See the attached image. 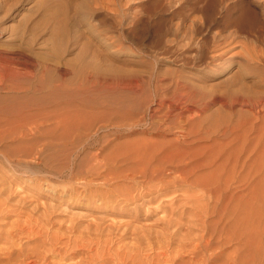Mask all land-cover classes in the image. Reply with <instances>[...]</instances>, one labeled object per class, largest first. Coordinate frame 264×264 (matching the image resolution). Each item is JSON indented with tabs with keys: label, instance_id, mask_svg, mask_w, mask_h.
Instances as JSON below:
<instances>
[{
	"label": "rangeland",
	"instance_id": "374dc122",
	"mask_svg": "<svg viewBox=\"0 0 264 264\" xmlns=\"http://www.w3.org/2000/svg\"><path fill=\"white\" fill-rule=\"evenodd\" d=\"M249 1L250 0H245V2H249ZM190 2L191 1H188V0H101V1L100 0H95V1L94 0H0V65L7 64L5 65L6 67L4 65H3V68L0 67L2 68L0 69V75L3 73L1 71L5 67V70H3L4 71L3 76L1 75L2 77H0V106H4V105L7 106L11 104L12 102L14 103V101L30 102L31 99L33 100V97L34 99H36L37 96L41 98L42 96L41 94H43L42 98L39 99V103L42 104L43 108L46 106L44 108L45 113H47V110L50 111L48 113H52V111L54 113L55 112L54 110H57L55 112L57 113V115L58 114L60 115V113L64 112L66 115H68L67 117L70 116L69 118L70 121L74 117L72 113H75L74 115H77L75 117L79 119L77 122L79 123L77 127L74 125L72 126V124L70 125V123H73V121H75L74 120L75 117L72 119L73 121L71 122L68 121V123L67 121L65 122L69 126H72L71 127L72 129L69 128V126L66 125L65 123H63L64 125L61 123L63 127L68 126L67 130H70L66 132V134L65 132L64 134L62 133L64 131V128H62L61 124H59L60 126L59 125H56V126H59V128L61 127V130L63 131L58 129L56 126L52 127L53 125L49 123L50 120H48L49 122L47 121L48 123L47 124L44 123L43 125H48V128H49V125H52V126H50V129H48L47 126L42 125L41 128H43L44 130V128L46 127V130H44V132L41 131L40 133H37L34 136V138H36V136L39 134L37 137H39L40 139L39 138L38 140L37 138L35 139V141L37 140V142L33 141L34 140L32 138L33 135H28L29 136L28 138L30 140L33 139L32 141L35 142L34 144H32L30 140L29 141L31 142V144L30 142L27 143V145L25 144L26 142L22 144L24 141L28 142L27 136L23 137L24 141L20 137L14 138L12 136H11L12 138L11 137L9 138L8 136L6 137L7 139L4 137H3L4 139L2 140L0 139V157H1L0 158V162H1L0 163L1 164L0 165V188H1L0 198L1 196L2 197L5 196V192H4V195H1L3 194L1 192L4 190H6L5 197L9 198V199L5 197L1 198L0 201L3 204L1 202L0 203L3 206H5L4 204L5 202L10 203L9 201H11L12 206H13L12 207L10 205L11 203L10 204L6 203V206L4 208H6L7 205H9L6 208L7 211H5V209L4 211H2L3 206L0 205L2 206L0 207V215H1L0 216V227L2 224L4 226V227L2 226V229H0V234H1L0 237L4 235L7 231L8 232L10 231L9 233L11 234V236L16 235V233L18 236L20 232L21 234L24 232L23 229L28 230V231L25 230L24 232L25 234L24 233L22 235L20 234L21 236L19 235L18 236L19 238H16L17 236L12 237V239H14L15 241L10 238L13 244H11L12 242L8 243L10 242V240L8 238H7L8 240H6V238H4L5 236L1 237L2 241L4 240L3 242L5 241H8V242L7 243L5 242L2 246L1 244L3 242L0 241L1 242L0 248L2 249L6 248L5 250H7V247L8 246L10 247V244L13 247V248L12 247L8 248L10 250L11 248L17 249V247H22L25 249L28 247L27 249L24 250V252H26L29 249L31 250L35 247L37 248V246L41 243L40 242L41 240L39 239L40 238L42 239L43 236L39 238L37 235L35 236L33 232L38 234L37 232L39 231L40 228L41 229L43 228L42 225L44 226V224H46L45 226L47 228L44 226L42 230H45V228L47 230L42 231V232L40 230L39 233L45 234L47 231H48L47 233H51L53 232V230L54 232L56 231L60 232V236L63 237L62 238L63 241L61 240L63 244L62 243L60 244L58 243V244L61 246V248L62 246H64V239H66L65 241H67L69 238L73 240L72 236L73 238H76L77 235H79L78 240L80 236H82L88 239V240L86 238L84 239L86 244L89 241H91L89 242L90 243L89 245L87 244V247L90 246L91 249L93 248L100 249V247H98L100 246V244H101V248L105 246L104 248L109 249V245L111 244L110 245V247L112 246L110 248L111 253L114 251H124V250L128 251V249L130 248L139 247L137 240H135L136 237H134V235L132 237V235L129 236V234H127L128 236L124 235L123 236L124 238L121 237L122 236L121 233L125 231V229H130L131 226L133 228L136 227L138 231L140 230L144 231L145 234L142 231H140L143 233V235L141 233L143 237L148 234V236L150 237L153 236L152 238L154 239L155 238L154 236L155 235L157 236L156 231L158 230L159 232L161 231L160 228L162 227V222L160 220L163 216L161 217L160 215L163 214L165 216L164 214L165 212H163L164 210L163 208H161L162 203L160 199H159L160 201H158V199H155L154 200L155 202L151 201L152 204L149 202L148 204L145 203L144 206L140 208V210H137L135 212L133 211V208H132L133 204L131 205L128 204L129 206H127L126 204L122 202L115 203L113 199L111 198H110L111 199L110 206L112 205V207L106 206V205H103L104 207L103 206L99 207L101 205L98 200L97 201L99 203L96 201L95 198H90L91 200L88 198L87 200V198L84 197V193L79 194L80 195V197L78 196L79 198L68 199V197H66L65 195L63 199H61V198H58L57 196H61L60 193L63 194L64 192L60 191L62 190V188L59 189L60 188L59 184L60 182L62 184L63 182L65 184L68 183L69 181L68 177L67 176L59 177L60 180L56 178H52V180H54L53 181L54 183H55V180L58 181L57 182L58 186L56 185L57 188L52 186V188H54V191L59 189V191L57 190L58 195L57 194L55 195L51 193L48 189H46V185L43 181L39 180V177H40L39 172H40V169L45 166L48 167L49 165H52L51 167H55V166L60 165L61 154H63L64 151L69 149L68 147H70L71 145L74 151H71L72 147H70L69 151L74 154L75 159L77 158L79 159L81 158V156L82 158L84 157L86 159L89 156L94 155L96 151L97 152L95 154L99 155L103 159H106V156L108 155V153L113 152L115 154L110 153L111 156L113 155V157L111 158L115 157V159H117L119 157V159L115 160V162L113 163L111 162L110 168L113 169L115 167L114 169H116L118 167L120 168L121 166V169H124L126 165L127 167L132 165V164L129 165L130 163H132L130 159L131 155L136 153V151L140 152L141 151L140 149L142 147L145 148V152L149 150L148 148H151V149L155 148L153 147V145L151 146V144H153L152 142H155V141L156 142L154 143V146L156 145L160 146L161 144L168 145V142L169 144L172 145L173 148L170 147L171 145L167 146L169 147L168 149L170 150L166 148L163 149L162 147L163 149L162 155H170L172 158L174 155V159L175 157L177 158L181 154L187 155V157L189 158L192 155V157L195 158V160H198L200 164L204 162V164L202 165V168H198L197 170L198 172L196 174L199 175L200 173L202 174V172L204 173L206 172L207 181L205 178V174H202V176L201 174L199 175L203 179V180L201 179V183H203L204 186L206 182V186H205L206 189L217 188L218 183L216 179L218 178V176L216 178V176L209 174V172H211V169L215 167L214 165L212 166V168H210L209 165H205V164L210 159H212L214 160L213 163H215V165H218V168H219V164L221 162V159L224 158V155L227 156L228 153H232L231 156L233 157L230 158V161L232 162L235 159V155L237 156L238 165L237 164L235 165L236 168L233 172L230 173V170H229L230 175L231 174L233 175L234 173L233 176L232 175L230 176L231 178H229V180L231 179L232 181L234 180L235 181L232 182L231 180L230 181L228 180L231 183L230 184L229 182H227L226 184L227 186L228 184H230L228 188L226 187L228 190L225 188V185L221 186L224 189L222 190V193L220 194V196L221 195L222 196L221 197L219 196V197L220 198L224 197L223 195L224 193L225 194L224 202L227 203V205L223 202L222 200L223 198L220 199L222 200L221 202L218 197V200H219L218 201L219 208L217 207L218 214L215 212L213 214L215 217L212 215V217L210 218L211 220L213 218L212 220L213 222L215 221V223H213L215 230H213L214 227L211 225L209 226L211 231L210 229L207 230V232H210L209 233L210 239H213L216 234H217L216 239L218 240H220V238L223 239L222 237L217 238L218 233L220 235L222 232L224 233V234L222 233L223 237L225 236V234L226 235L228 234L229 236H231L230 239L233 238L230 240L228 237L227 239L223 240L224 242L222 243H225L224 245L221 244V242L218 245L220 246V250L226 254H222L221 252L219 257L221 256L222 257L217 259V263L218 261H221V262L224 261V259L226 258L225 256L228 253H230L235 246L239 245L240 240H237L238 238L241 239L242 237L245 238L246 236V239H247L248 237V239L250 240L249 242L251 243V245L249 243V245L251 246L250 247L251 249H253L252 248V245L254 244L253 241L257 237L258 239L255 240L256 242H258L259 240L264 241V232H262L264 230L261 231V228L264 229V226H261V225H264V200H262L264 198H261V197H264V179H262L264 178L262 177L264 176V172H261V171H264V151H262L261 150L262 148H260V147H264V137H262L264 136V134L253 135L254 133H257L255 131L256 127L257 129L258 128L260 129L258 130V133L262 131L261 130L262 128H264V125H262L264 124V122H262L264 121L262 120L264 119V116L256 120V118L254 117V112H253L254 109L252 110L249 106L238 101L242 99V95H243L242 93H247V94L249 93L248 95L245 94V96H257L259 95V93L260 95L264 94V66L257 65L255 63L247 64L245 61H242V63L238 62V59L233 57L234 53L236 51H239L240 49L236 39L234 40L230 39L228 40V42L221 43L218 45V42L217 43L214 42L215 43L214 44L211 41L207 40V39H210V37H206V40L209 41L207 43L209 46L208 47L209 50L208 48L205 49L203 52L204 54H201L199 59L194 60L193 62L191 59H188L191 61L190 62L187 60L188 63L187 61L185 63L182 61H179L178 58L176 57L177 52L180 51L178 49L179 39L177 40L178 35H176L174 28L176 27V24H181V23L190 24L193 16L194 17L199 16V12L191 8L192 6ZM216 7L218 8H214L215 10H213L214 12H212V14L213 15L215 14V16L211 15L212 20H210V22H208L207 24H214V23L218 24L217 18L219 15L218 14L219 6H216ZM249 7H252L253 9L259 12L260 8L254 7L253 5H249ZM53 12H56V13L52 15ZM49 15H52V16H49ZM54 15H57V16H54ZM213 21L215 22L213 23ZM173 39L174 41L176 40L177 43L176 41L174 42ZM13 50H15L14 52L18 51V52L25 54L24 58L26 61H28L27 62L28 65L23 70H21L22 72L19 71L20 73L19 72L15 73L17 76L14 74L15 76L12 75L13 76L12 77L10 75L11 78H7L8 73L6 75L5 71L9 68V66L7 62L4 63L6 60H3V58H4V55H6L8 52H13ZM219 52H223V57L225 59L224 58L221 59L222 61L220 59H217L215 62H219V63H217L216 65H212L211 63H209L210 56L216 55ZM18 73L20 75H18ZM105 79L109 82V84L108 82H105L106 81ZM182 80L183 82H185V83L182 82L185 88H183V86L177 85V82L182 81ZM133 81L136 83H134ZM116 82L118 84L120 82L121 85L120 84L118 85ZM126 82H129L131 84L134 83V84L130 86V84L127 83L128 84L127 86ZM137 82L139 83L138 85H137ZM172 82L174 83V85ZM135 84L139 86V88L138 87L136 88ZM133 86L135 87V89L132 88ZM181 87L182 89H180ZM236 93H238V95ZM235 98L236 99L240 98V99L236 100ZM232 99L233 100L235 99V101H233ZM35 106L36 105L33 104L32 108H35ZM32 108H31V112H34ZM53 108L54 110H51ZM58 111H62V112L58 113ZM67 111L69 113H67ZM64 113L62 115H64ZM179 113L180 115H178ZM38 115L40 116V119H41L43 118L45 114L43 115L41 113H38ZM57 115L55 114L54 116H57ZM152 115L153 117L150 118ZM177 118L178 119L180 118V119L178 120ZM175 119L177 120L175 121ZM54 121L52 120L54 124L57 123ZM153 122L154 124H152ZM167 122L171 124H167ZM73 124L76 125L75 122ZM177 124L179 126L181 125L180 130L177 128L178 127ZM174 125L175 126L177 125V126L175 127ZM172 126H174L175 128ZM251 127L255 128L254 129L255 132L251 130ZM73 128L75 130L78 129L82 134H80L79 136L78 133L80 132L78 131L75 132ZM56 129H58L57 132L55 131ZM186 129L189 134L186 133L187 132ZM248 129H250L251 131ZM65 130H66V127H65ZM71 130L74 132V134L76 133V136L78 139L80 137L79 139V142H81L80 144L79 142H77L74 145L72 144V142H70L73 139L75 140L73 142H76V139H77L75 135L73 134V132H71ZM70 132L71 134H73L72 136L74 138L72 136L70 137L69 135ZM41 133L43 134L40 135ZM183 135L185 136L183 137ZM258 135L260 138L258 137ZM192 137H194L193 140H192ZM148 138H151V139H148ZM176 138H179L178 143H176L177 141ZM18 139H20L23 142L19 141ZM81 140H83L84 142H82ZM157 141L158 142L160 141L161 143L159 142L160 143L159 144ZM186 141H187V144H186ZM256 141H258L257 144H255ZM8 143L10 146L8 145ZM17 143L18 144L20 143L21 145H24V146H20L19 144L20 147H18ZM41 143L42 145H40ZM91 143H92V146H91ZM144 143H146L145 145L146 147L143 146ZM28 144L31 147L33 145L34 146L32 148L29 146L30 148L29 149ZM137 144H138L139 150H138ZM148 145H150V147ZM184 145L188 149H186ZM252 145H254L255 147ZM63 146L65 147L68 146V147L63 150L62 149L64 148ZM74 146L80 147V148H76ZM175 147H176V150H175ZM40 148H42L44 151H42V149L40 150ZM146 148H147V151H146ZM246 148L247 150L245 151ZM27 149L30 150L29 152H31L29 153V155H28ZM61 149L63 151H61ZM75 149L77 150V152L75 151ZM5 150L7 152H4ZM59 150L61 152H59ZM100 150L101 151L103 150L104 153H107V155L104 156L103 151L101 152ZM233 150L235 151V153L237 152L238 153L234 154ZM35 151H36V154H35ZM54 151H56V154ZM162 151H159V152H162ZM169 151L170 153L172 154L174 153V154L172 155L168 153ZM185 151L187 154L184 153ZM1 152L5 153L7 157L2 156ZM37 152L39 153L37 154ZM41 152L43 153L40 154ZM48 153L49 154L52 153L51 155H53L54 157L51 156L52 158L51 159L50 155L48 156ZM86 153L87 154L90 153V155H87ZM33 154L37 155V157ZM57 154L60 156H58ZM44 155H47L50 159ZM119 155H121V157ZM55 156L59 158L55 159L56 158ZM246 156L250 157L251 161L248 160L247 161L249 162L247 163L248 165L245 164V167H242L244 165V163L242 165V161L244 162L246 160ZM91 157H89L88 160H90V158L93 159V156ZM240 157L244 159L242 160ZM6 158H7L8 163L6 161ZM18 159H20V161ZM53 159H55L56 162H54ZM78 159H77V163L80 161L78 163L80 165L81 164L83 165L86 162L91 163V160L89 162L87 161V159L86 160L84 159L85 163L84 162L82 163L83 159H79V160ZM121 159H124V160H121ZM118 160L120 161L116 162ZM48 161L50 162L48 163ZM52 161L54 163H52ZM37 162H39V164H37ZM56 163H59V164H56ZM53 164H56V165H53ZM240 164L242 168L240 167ZM113 165H117V166L111 167ZM21 167H22V171H21ZM49 167L48 169H52L51 167L50 168ZM119 168L117 170L118 172H120L121 170ZM243 168H245V170H247L251 174V175L249 174L250 175L249 182H251L249 185H248L249 182L247 183L245 181L243 182V180L246 179L245 177L246 171L243 172L244 174L240 173L242 172L241 170ZM77 170H78V166H77ZM259 172H261L262 175ZM253 173H254V176H253ZM258 174H260L261 176ZM89 176L90 175H88L87 178L88 179L90 178L92 180L90 181V184L99 186L98 183L100 181H97L92 176L91 177ZM212 176L213 178H215L216 182H214V179L211 178ZM241 177H244L245 179ZM94 180L96 182H93ZM210 180L213 182L212 184H210L211 183ZM120 183H124V182L120 181ZM207 183H209L210 185ZM214 183H216L217 185H214ZM7 185L9 188L7 187L4 189L3 187ZM35 185L37 189L35 188ZM100 185H101V182H100ZM207 185H209V187ZM62 186L63 185H61V187ZM245 187H246L245 190H247V187H249L248 193L250 194V191H251L250 195L248 193L247 194L245 193L246 192L244 190ZM102 188L104 189L105 187H102ZM185 191L187 193L189 192V190H185ZM185 191H178V193L180 192L183 194V192L186 193ZM102 193H105V190ZM168 196L170 197V195ZM246 196H248V198ZM20 198H22V200ZM245 198H247L249 201L251 198L252 201L250 202L252 203L251 204L250 202L247 203L246 201L248 200ZM3 199L5 201H3ZM16 199L18 200V202ZM165 199H168L167 196L164 199L162 198V200H165ZM242 199L244 200L243 201L244 203L242 202ZM13 201H16V202H13ZM22 201L24 202L22 203ZM239 202L241 205L239 204ZM13 203L16 205L17 204L19 205L14 206ZM96 204H98L99 206H97ZM186 205L190 206L189 203ZM234 205L235 207H233ZM237 205H238L237 207L238 211L235 213L234 210ZM247 205L248 206L250 205L251 210L249 209ZM227 206H228V209H227ZM245 207L247 208L248 211H250L249 212L250 214L251 212L253 214L249 216V213H246L247 211L243 210V208ZM10 208L11 210L14 209V211L10 210L11 212H9L8 209ZM128 209H131V211H128ZM25 210L27 211L26 212L27 216H24L25 217L24 218L22 215L25 213ZM28 210L31 211V212L29 211L30 214L32 212H35V213H33V215H30L28 214L29 213ZM257 210L259 213H257ZM261 211H262V214H261ZM42 212L43 214L44 212H46L45 214H48L50 216L49 217L47 215L46 218L44 217L49 222L46 223L45 219H43L45 223L42 221L41 219V217H43ZM26 213L24 215H26ZM187 213L190 215L192 213L194 214L195 209H191ZM134 214L135 216H132ZM245 214H247V217ZM35 215H37L38 218ZM219 215L221 216L220 219H219ZM241 215L246 217V221L248 220V223L245 221L244 224L245 225L249 224L248 225L249 228L246 226L247 228L246 229L244 224H243L244 228L242 227V224L241 226L240 225L238 226L236 224L235 220H237L238 217H240ZM159 216L161 218H159ZM19 217L21 218V220H19ZM27 217H29L30 220ZM34 217H36L37 219ZM48 217L50 220H48ZM249 217L252 219V221L251 219H249ZM33 218L35 220H33ZM214 218L216 219L218 218L219 220L218 219L214 220ZM14 219L17 222L13 221ZM22 219L24 220L28 219L29 221H27L26 223V221H23ZM69 219L75 228L71 233L69 231H66L68 230L67 229V227L69 226L68 224L71 225ZM158 219L159 221H157ZM20 221L22 223L24 222L27 227L25 226L24 223L21 226ZM33 221L34 222L36 221L35 223L39 222L41 227L38 225L39 223L37 224L38 225L37 226L36 224L33 223ZM64 221L66 222V224ZM253 221L255 223L254 225H253ZM29 222L31 223V225L33 223L34 226L38 227V231L37 229L35 230L34 226L32 225L33 226L32 227ZM127 222H129L130 224ZM156 222L158 224H156ZM6 223H9V224L6 226ZM13 223L14 225L15 223L17 225L14 226L12 225ZM216 225L218 226L216 227ZM257 225L260 227L259 231H258L259 227H256ZM12 226H14V228ZM29 226H30L31 232L33 231L32 234L35 236V240L32 239L34 238L32 235H31L32 238L30 236H27V235H30L29 229H28ZM49 226L51 227L48 228ZM140 226H142V228H140ZM6 227H7V230H5ZM8 227H10V229ZM65 227H66V230H65ZM96 227L101 228L100 234L94 231ZM146 227H149L150 229L149 228L146 229ZM251 227L252 229L257 231V232L254 231L256 234L258 232L259 233L257 235L254 234V232L251 230ZM17 228H19L18 230H20L21 228L23 231L22 230L18 231ZM242 228L246 231H244ZM102 230H104V232H107V234L109 232L111 235L110 234L107 235L102 232L104 234V237H103V234L101 233ZM248 230H249V234L250 232H252L251 234L253 236L251 234L250 235L247 234ZM147 231H149V233ZM184 231L185 230L183 231L181 230V232H184ZM66 232L67 234H65ZM93 232H95L96 234H93ZM196 232L200 233L199 230H194L192 231V234L193 235L197 234ZM240 233H243V234H240ZM141 235L139 234L138 236H141ZM259 235H261V238ZM91 236L92 238L96 237L97 239L94 238L96 239L95 241H93L94 239L89 240ZM97 236L98 237L101 236V238L99 237L100 238L99 239ZM66 237H69V238H66ZM105 237L106 238L109 237L108 238L109 241H106L107 239H103ZM253 237L254 238L256 237V238L253 239ZM37 238L38 240L36 241ZM214 239L212 240V242L214 243V246H217L215 245L217 244L215 243L217 240H214ZM104 240L106 243L104 242ZM113 240L114 242H112ZM251 240L253 241L251 242ZM101 242H103V246ZM19 243L21 245L17 246V244ZM37 243L38 245H36ZM78 243H80V241ZM94 243L96 247L94 246ZM4 245L6 246L5 248H3ZM31 245L33 248L30 247ZM59 245L58 247H60ZM175 245L174 243L172 244V246H175ZM142 246H143L144 251L140 252L139 259L140 261L142 260L141 262H144L145 256L146 257L147 255L152 256L154 254L153 253L154 251L151 249L149 250V247H146V245L144 244ZM87 247L85 246L84 248H80L79 250L81 253H79V250H78L76 251V254L74 256L78 255V257L80 258L81 256H83L82 255L83 253L86 255ZM188 247H189V250L183 253L185 257V261L186 259H188V257L189 259L191 257L188 254L192 255L191 253L192 246L190 245ZM94 249L92 251H94ZM112 249L114 250L111 251ZM140 249L142 251V248ZM145 249L149 251L147 252ZM251 249L249 250L246 249L247 253L248 252L252 253ZM3 256H4L3 254H0L1 259L3 258ZM252 256L254 255L252 254ZM50 257L52 260L50 259ZM59 258H60L59 256H49L50 261H53V263L54 262L56 263L57 261L61 264H66V262L67 264L73 263L74 261L76 262V260L79 259L77 257L69 258L70 260L69 259L63 260ZM110 258L112 259L113 257H110ZM243 258L247 260V261L243 260L247 262L246 264H249V263L251 264L250 260L246 259V257H242V259ZM113 260L114 259L109 260L107 264L114 263L115 261ZM1 261L3 262L4 259H2ZM110 261L112 262L110 263ZM258 262H259V258H258L257 263Z\"/></svg>",
	"mask_w": 264,
	"mask_h": 264
},
{
	"label": "bare ground",
	"instance_id": "6f19581e",
	"mask_svg": "<svg viewBox=\"0 0 264 264\" xmlns=\"http://www.w3.org/2000/svg\"><path fill=\"white\" fill-rule=\"evenodd\" d=\"M95 1V0H94ZM101 1V0H100ZM188 1H191L190 3H191V8H193V9H195L196 11H198L199 12V16H196V17H192V19H191V23L190 24H176V27L174 28L175 30V33H176V35H178V38H177V40H178V44H179V52H177V58H178V60L179 61H182V62H186L188 59H191L192 60V62L194 61V60H197V59H199V57L201 56V54H204L203 52H204V50L205 49H207L209 46H208V42L209 41H211L212 43H214V42H218V45L219 44H221V43H226V42H228V40H230V39H236V41H237V43H238V45H239V47H240V49H239V51H236L235 53H234V55H233V57H235V58H237L238 59V62H240V63H242V61H245L247 64H250V63H255V64H257V65H262V66H264V25H262V24H264V0H250L249 2H245V0H188ZM170 2V1H169ZM50 4V3H49ZM249 5H253L254 7H257V8H260L259 9V12L258 11H256L255 9H253L252 7H249ZM216 6H219V9H218V24H215L214 22L215 21H213V23L214 24H207L208 22H210V20H212L211 19V15L212 16H215V14L213 15L212 14V12H214L213 10H215L214 8H218V7H216ZM184 8V7H183ZM77 9V8H76ZM74 10V9H73ZM211 11V12H210ZM76 12V11H75ZM197 12V13H198ZM258 12V13H257ZM54 13H56V12H53L52 13V15L54 14ZM52 15H49V16H52ZM54 16H57V15H54ZM60 17V16H59ZM74 17V16H73ZM190 17V16H189ZM51 19H53V18H51ZM190 19V18H189ZM182 20V19H181ZM180 21V20H179ZM190 21V20H189ZM217 21V20H216ZM212 22V21H211ZM180 23V22H179ZM206 37H210V39H207V40H209V41H207L206 40ZM175 38V37H174ZM176 39V38H175ZM165 40V39H164ZM159 41V40H158ZM173 41H174V39H173ZM176 41V40H175ZM174 41V42H175ZM160 42V41H159ZM172 42V41H171ZM176 43H177V41H176ZM215 44V43H214ZM217 45V44H216ZM215 46V45H214ZM166 47V46H165ZM216 47V46H215ZM214 47V48H215ZM169 48V47H168ZM167 48V49H168ZM176 48V49H177ZM177 49V50H178ZM208 50H209V48H208ZM214 50V49H213ZM15 50H13V52H8L6 55H4V58L3 57H1V58H3V60H6L4 63H8V66H9V68L5 71V73H6V75H7V73H8V76H7V78H11V76L13 75V76H15L16 74L15 73H17V72H19V71H21V70H23L27 65H28V61H26L25 60V58H24V55L25 54H23V53H21V52H18V51H16V52H14ZM105 53V52H104ZM168 53V52H167ZM204 56V55H203ZM224 57H223V52H219L218 54H216V55H211L210 56V58H209V63H211L212 65H216L217 63H219V62H215L217 59H223ZM225 59V58H224ZM188 61H190V60H188ZM188 61H187V63H188ZM222 61V60H221ZM191 62V61H190ZM224 63V62H223ZM239 63V64H240ZM238 64V65H239ZM3 65L4 64H1L0 65V67H2L3 68ZM5 65H7V64H5ZM4 65V66H5ZM6 67V66H5ZM5 67H4V69L3 70H5ZM2 68H0V69H2ZM1 71V72H3L4 73V71ZM22 72V71H21ZM24 72V71H23ZM3 73L1 74L2 76H3ZM20 73V72H19ZM18 73V75H20ZM15 74V75H14ZM0 75V77H2ZM11 75V76H10ZM5 76V75H4ZM10 76V77H9ZM12 76V77H13ZM17 76V75H16ZM3 78H5V77H3ZM6 78V79H7ZM5 79V80H6ZM122 79V78H121ZM3 80V79H2ZM106 80V79H105ZM136 80V79H135ZM134 80V81H135ZM160 80V79H159ZM178 80V79H177ZM176 80V81H177ZM181 80V79H180ZM4 81V80H3ZM124 81V80H123ZM129 81H130V79H129ZM133 81V82H134ZM157 81H158V79H157ZM161 81V80H160ZM159 81V82H160ZM93 82H94V80H93ZM92 82V83H93ZM104 82V81H103ZM105 82H108L107 80L105 81ZM121 82V81H120ZM120 82H119V84H120ZM169 82V81H168ZM183 80L182 81H178L177 82V85H180V86H183V88H185V86H184V84L183 83H185V82H183ZM91 83V84H92ZM117 83V82H116ZM127 83H129V82H126V84ZM134 83H136V82H134ZM134 83H129L130 84V86L131 85H133ZM173 83V82H172ZM83 84V83H82ZM103 84V83H102ZM106 84V83H105ZM104 84V85H105ZM108 84H109V82H108ZM111 84V83H110ZM114 84V83H113ZM118 84V83H117ZM118 84V85H119ZM139 83L137 82V85H138ZM160 84V83H159ZM188 84V83H187ZM186 84V85H187ZM12 85V84H11ZM112 85V84H111ZM110 85V86H111ZM121 85V84H120ZM136 85V84H135ZM136 85V88L138 87L139 88V86H137ZM173 85H174V83H173ZM13 86V85H12ZM127 86H128V84H127ZM160 86V85H159ZM175 86H176V84H175ZM236 86V85H235ZM16 87V86H15ZM186 87H188V86H186ZM8 88H9V86H8ZM18 88V87H17ZM132 88H134L135 89V87L133 86ZM175 88V87H174ZM179 88V87H178ZM177 88V89H178ZM180 89H182V87L180 88ZM176 90V89H175ZM53 91V90H52ZM180 91V90H179ZM45 92V91H44ZM38 93V92H37ZM22 94V93H21ZM56 94V93H55ZM237 95H238V93H236ZM244 96H243V95ZM241 95H242V99H240V98H238V99H240V100H238V99H236V100H238V101H240L241 103H243V104H245V105H247V106H249L252 110H253V112H254V117L256 118V120H258V119H260V118H262V116H264V94H261L260 95V93H259V95H257V96H245V94L246 95H248L247 93H242ZM251 94V93H250ZM254 94V93H253ZM4 95V94H3ZM13 95H15V94H13ZM42 96H43V94H41ZM42 96H41V98H42ZM39 96H37L36 97V99H34V97H33V100L31 99L30 100V102H23V101H14V103L12 102L11 104H9V105H7V106H0V136L1 135H3V136H1V140L2 139H4V138H6V137H8L9 136V138L12 136V137H14V138H21L23 141H24V139H23V137H25V136H27V138L29 137L28 135H33V139H29L28 138V142L27 141H21L20 139H18L19 141H21V142H23L22 144H24L25 142V144L27 145V143H29L30 141L32 142V144H34L35 142H37V140H38V138L39 137H37L36 136V138H37V140L35 141V139L36 138H34V136L37 134V133H40L41 131L42 132H44V130H46V127L44 128V130H43V128H41L42 127V125L44 124V123H48L49 121L48 120H50V122L49 123H51L52 125H49V128H48V125H43V126H47V128L48 129H50V126H52V127H55L56 125H59V124H63V123H65L66 121H67V123H68V121H70V116L69 117H67L68 115H66L64 112V115H62L63 113H60V115L58 114L57 115V113H55L57 110H54V108L53 109H51V110H54L55 112L53 113V111H52V113H48V112H50L49 110H47V113H45L44 111H45V107L43 108L42 107V104H40L39 103V99H41L40 97L38 98ZM38 98V99H37ZM45 98V97H44ZM235 99L233 100V101H235ZM3 101V100H2ZM47 102V101H46ZM224 103V102H223ZM33 104H35L36 106H35V108H32V106H33ZM75 104V103H74ZM30 105H32V106H30ZM44 106V105H43ZM58 107V106H57ZM61 107V106H60ZM31 108H32V110H34V112H31ZM56 109V108H55ZM73 111V110H72ZM43 112V113H42ZM59 112H62V111H58V113ZM71 112V111H70ZM33 113V114H32ZM38 113H41V114H45L44 116H43V118H41L40 119V116L38 115ZM67 113H69L68 111H67ZM72 113V112H71ZM35 114H36V116H35ZM57 115V116H54V115ZM75 113H72V115L75 117V116H77V115H74ZM71 115V114H70ZM178 115H180V113L178 114ZM252 115V114H251ZM41 116V117H42ZM72 117V116H71ZM73 117V118H74ZM79 117V116H78ZM153 117V115L150 117V118H152ZM181 117V116H180ZM49 118H51V119H49ZM72 118V119H73ZM77 119V121H76V119ZM74 118V120L75 121H73L72 119H71V121H73V123L75 122L76 123V125L75 124H73V123H70V125L72 124V126L74 125V126H76L77 127V125L79 124V123H77L78 122V118L77 117H75ZM56 119V120H55ZM178 119V118H177ZM177 119H175V121L177 120ZM180 119V118H179ZM178 119V120H179ZM52 120L54 121V122H57V123H53L52 122ZM174 120V119H173ZM262 120H264V119H262ZM48 121V122H47ZM191 121V120H190ZM82 122V121H81ZM171 122V121H170ZM173 122V121H172ZM184 122V121H183ZM252 122V121H251ZM261 122V121H260ZM262 122H264V121H262ZM67 123H65L66 125H68ZM174 123V122H173ZM177 123H178V121H177ZM61 124V126H62V128H64V131L63 130H61V127L59 128V126H56L58 129H60L61 131H63L62 133L64 134V132H65V134H66V132H68V131H70V130H67V127L69 126H65L66 127V130H65V127H63V125ZM85 124V123H84ZM152 124H154V122L152 123ZM167 124H171V123H169V122H167ZM180 124V123H179ZM241 124V123H240ZM258 124V123H257ZM178 125V124H177ZM176 125V126H177ZM188 125H189V123H188ZM249 125V124H248ZM259 125V124H258ZM262 125H264V124H262ZM72 126H69V128H71ZM87 126V125H86ZM155 126V125H154ZM166 126V125H165ZM169 126V125H168ZM171 126V125H170ZM175 126V125H174ZM174 126H172V127H174ZM175 126V127H176ZM239 126V125H238ZM152 127H153V125H152ZM157 127V126H156ZM174 127V128H175ZM180 127V128H179ZM191 127V126H190ZM241 127V126H240ZM259 127V126H258ZM262 127V126H261ZM155 128V127H154ZM167 128V127H166ZM179 130L181 129V125L179 126L178 125V127H177ZM53 129V128H52ZM55 129V128H54ZM58 129H56L55 131L57 132L58 131ZM72 129V128H71ZM77 129V128H76ZM184 129V128H183ZM182 129V130H183ZM194 129V128H193ZM192 129V130H193ZM197 129V128H196ZM254 129L255 128H252L251 127V130H253L254 131ZM256 129H257V127H256ZM255 129V131L257 132V133H254L253 131V135H256V134H259V135H261V134H264V128H262L261 130V132H259L258 133V130H260L259 128L256 130ZM73 130L76 132V131H78V132H80L78 129L77 130H75L74 128H73ZM83 130H85V129H83ZM190 130V129H189ZM192 130H191V132H192ZM248 130H250V129H248ZM250 130V131H251ZM48 131V130H47ZM55 131H53V132H55ZM61 131H60V133H61ZM186 131H187V129H186ZM202 131V130H201ZM241 131H242V129H241ZM71 132H73L72 130H71ZM71 132L69 133V135H70V137L74 134V132H73V134H71ZM77 132V133H78ZM155 132V131H154ZM204 132V131H203ZM206 132V131H205ZM244 132V131H243ZM48 133V132H47ZM51 133V132H50ZM181 133V132H180ZM187 134H189L188 133V131L186 132ZM251 133V132H250ZM43 133H41L40 135H42ZM80 134H82L81 132L80 133H78V135L80 136ZM185 134V133H184ZM186 134V135H187ZM244 134V133H243ZM46 135V134H45ZM61 135V134H60ZM68 135V134H67ZM75 135V137L77 138V136H76V133L74 134ZM181 135V134H180ZM240 135V134H239ZM252 135V134H251ZM259 135H258V137H259ZM44 136V135H43ZM182 136V135H181ZM185 135H183V137H184ZM197 136V135H196ZM242 136H244V135H242ZM4 137V138H3ZM11 137V138H12ZM31 137V136H30ZM69 137V138H70ZM73 137V136H72ZM87 137V136H86ZM182 137V138H183ZM190 137V136H189ZM262 137H264V136H262ZM74 138V137H73ZM88 138V137H87ZM180 138V137H179ZM179 138H176L177 139V141H176V143H178L179 142ZM193 138L194 137H192V140H193ZM237 138V137H236ZM242 138V137H241ZM260 138V137H259ZM7 139V138H6ZM40 139V138H39ZM53 139V138H52ZM59 139V138H58ZM78 139V138H77ZM77 139H76V142H73V141H75L74 139L72 140V141H70V142H72V144H74L75 145V143H77V142H79V139H80V137H79V139H78V141H77ZM148 139H151V138H148ZM184 139V138H183ZM186 139V138H185ZM229 139V138H228ZM234 139H235V137H234ZM17 140V141H18ZM27 140V139H26ZM30 140V141H29ZM35 141V142H33V141ZM87 140V139H86ZM187 140V139H186ZM11 141V140H10ZM16 141V142H17ZM39 141H41V140H39ZM82 142H84L83 140H81ZM146 141V140H145ZM149 141V140H148ZM172 141V140H171ZM189 141H190V139H189ZM233 141V140H232ZM260 141H262V140H260ZM20 142V143H21ZM31 142H30V144H31ZM156 142V141H155ZM155 142H152L153 144H151V146L153 145V147H155V148H148L149 150L147 151V148H146V151L147 152H145V148L144 147H142L140 150V152L138 151H136V153H134L133 155H131V157H130V159H131V162L132 163H130L129 165H131V166H128L127 167V165L125 166V168L124 169H121V166H120V168L119 169H121L120 170V172H118L117 170H118V168H116V169H114L115 167L114 166H117V165H119V164H117V165H113V166H111V167H114L113 169L112 168H110V163L112 162H115V160H117V159H119V157L117 158V159H115V157L114 158H111V157H113V155L111 156L110 155V153H113V152H110V153H108V155H107V153H104V151H103V154H104V156H106V159H103L102 157H100L99 155H97V154H95L94 153V155H91V156H93V159H91L92 157L91 156H89V157H91L90 158V160H91V163H85L84 161L87 159V161H89L90 162V160H88L89 159V157L88 158H82V156H81V158H79V159H83V161H82V163L84 162L85 164H78L77 163V159H75V157H74V154L72 153V152H70L69 151V149H70V147H72V145L70 146V147H68L69 149H67L66 151H64V153L63 154H61V153H59V154H61V156L60 155H58V156H60V158H61V162H60V165H58V166H55V167H51L52 165H49L48 163L51 161H48V165L52 168V169H48V167H43V168H41L40 169V172H39V180H41V181H43L44 183H45V185H46V189H48L51 193H53V194H57V190L59 191V189H61L62 188V190H60L61 192H64L63 194H61L60 193V195L61 196H57L58 198H61V199H63V197L66 195V197H68V199H74V198H79L80 197V195L79 194H83L84 193V197H86L87 198V200H88V198L90 199V198H95L96 199V201L98 200L99 202H100V205L101 206H99L98 204H96L97 206H99V207H102L103 205H106V206H110V200L111 199H113V201L115 202V203H124V204H126L127 206H129V205H131V204H133V206H132V208H133V211L135 212V211H137V210H140V208L142 207V206H144V204L145 203H147L148 204V202L149 203H151L152 204V202L151 201H154L155 199H158V201H160L161 200V208H163V212H165L164 214H165V216L162 214V215H160L159 216V218H161V222H162V227L160 228V232H159V230L158 231H156L155 233L157 234V236L155 235L154 237V239L152 238V237H150V236H148V234L146 235V236H142L143 235V233H144V231H142V230H140V231H142V232H140V231H138V229H136V227H132L131 226V228H130V226H129V228L130 229H125V231H123L121 234H122V236L121 237H123L124 235H127V234H129V236L130 235H132V237H133V235H134V237H136V239L135 240H137V243H138V246L139 247H137V248H130V249H128V251L126 250H124V251H114V252H110V248L112 247H110V245H109V249H106V248H101V244H100V246H98V247H100V249H94V251H92L93 249H91L90 248V246L89 247H87V244L89 245L90 243L89 242H91V241H89L87 244H86V242H85V238L84 237H82V236H80V238H79V240H78V236L79 235H77V237L76 238H73V236H72V239L73 240H71L69 237H66V238H69L67 241H65L66 239H64V246H62V248H61V246L59 245L60 243H62L63 244V237L62 236H60V232H58V231H56V232H54V230H53V232H51V233H45V234H43V233H39L40 232V230H41V232L42 231H46L47 229V227L45 226L46 224H44V226L46 227L45 228V230H42L43 228H44V226L42 225V229L40 228L39 229V231H38V227H36V226H34L33 225V223L34 224H38V223H35L34 221H33V223H32V225L34 226V229L36 230L37 229V233L38 234H36V233H34L33 231V234H35V236L37 235L39 238L40 237H42L43 236V238L41 239H39V240H41L39 243V245H38V243L36 244V245H38L37 246V248L35 247V248H33L32 247V245L30 246V247H32L33 249H29V250H27L26 252H24V250L25 249H27V248H22V247H17V249H12L13 247L11 246V244H13V242L11 241V239H12V237H15V236H17V233H16V235H14V236H11V234L7 231L4 235H2L1 237H3V236H5L4 238H6V240H10V242H8V241H5L6 243L8 242V243H11L10 244V247H12L11 248V250L10 249H8V248H10L9 246L7 247V250H5L6 248V246L4 245V247L3 248H5V249H2V248H0V254H3L4 256H3V258L2 259H4V261L2 262L1 260H0V264H58L59 262H57L56 261V263L54 262L53 263V261H50V259H51V257H50V259H49V256H59L61 259H69V258H79L78 257V255L77 256H74L75 254H76V251H78L80 248H84L85 246L87 247L86 248V251H87V253H86V255L83 253L82 255L84 256H81L79 259H77L76 260V262L74 261L73 263H68V264H97V263H99V264H107L108 263V261L109 260H112V259H114L113 261H115L114 263L115 264H246L247 262H245V261H247V260H245L244 258L242 259V257H246V259H248V260H250V262H251V264H264V241H261V240H259L258 242H256L255 240H257L258 239V237L255 239L254 237H253V239H255L254 241L253 240H251V242L253 241L254 242V244L252 245V248L253 249H251L250 247V245H251V243L249 242L250 240L248 239V237H247V239H246V236H245V238L244 237H242V238H244V239H237V238H235V239H237V240H240V242H239V245H237V246H235L234 248H233V250L230 252V253H228L225 257V259H224V261H218V263H217V259L218 258H221V257H219L220 256V254H221V250H220V246H218L219 244H220V242H221V244H225V243H222V242H224L223 240H225V239H227L228 237H229V239H230V237L231 236H229L228 234L226 235L225 234V236L223 237V234L221 235H219V233H218V237L217 238H220V237H222L223 239H221L220 238V240H218V239H216V235H215V239L214 240H217L215 243H217V244H215V245H217V246H214V243L212 242V240L213 239H210V232H207V230L208 229H210L209 228V226L211 225V226H213L214 224L213 223H215V221L213 222L212 220H213V218H212V220L210 219L211 217H212V215L216 212L217 213V207L219 206L218 205V201L220 200V199H222L223 200V202H224V198H225V194L223 193V195H224V197H222V198H220L221 196H220V194L222 193V190L224 189V188H222L221 186H224L225 185V188L227 187L228 188V186L231 184L229 181L231 180H229V178H231L230 176L232 175H230V173L231 172H233L234 170H235V165L237 164L238 165V158H237V156L235 155V159L233 160V162L232 161H230V158H232L233 156H231V154L232 153H228L227 154V156H225L224 155V158H222L221 159V162H220V164H219V168H218V165H215V163H213L214 162V160H212V159H210L205 165H209V167L210 168H212V166L214 165L215 167H213L212 169H211V172H209V174H211V175H214V176H216V178H217V176H218V178L216 179V181H217V183H218V186H217V188H214V189H212V188H208V189H206V182H205V186H204V184L203 183H201V179H202V174H205V178H206V172L204 173V172H202V174H201V176H199L198 174H196L198 171V168H202V165L204 164V162H202V164H200V162H198V160H195V158H193L192 157V155H191V157L189 158V157H187V155H184V154H181V155H179L177 158L175 157V159H174V153L172 154V153H170V151L168 152V153H170V154H172L173 155V158L170 156V155H162V153H163V149H168L169 147H167V146H170L171 144H169V142H168V145H163V144H161L160 146L159 145H156V146H154V143ZM158 142V141H157ZM160 142V141H159ZM158 142V143H159ZM173 142V141H172ZM192 142V141H191ZM257 142L258 141H256L255 142V144H257ZM19 143V144H20ZM40 143V142H39ZM68 143V142H67ZM66 143V144H67ZM81 142H79V144H80ZM86 143V142H85ZM148 143V142H147ZM161 143V142H160ZM159 143V144H160ZM166 143V142H165ZM230 143V142H229ZM239 143V142H238ZM238 143H236V144H238ZM3 144V143H2ZM18 144V143H17ZM19 144H18V147H20V146H24V145H21L20 144V146H19ZM66 144H65V146H66ZM69 144V143H68ZM79 144H77V145H79ZM84 144V143H83ZM139 144H141V143H139ZM180 144V143H179ZM186 144H187V141H186ZM246 144H248V143H246ZM245 144V145H246ZM260 144V143H259ZM8 145H9V143H8ZM40 145H42V143L40 144ZM146 145V143H144L143 144V146H145ZM174 145V144H173ZM181 145V144H180ZM240 145V144H239ZM244 145V144H243ZM10 146V145H9ZM16 146V145H15ZM29 144H28V148H29ZM34 146V145H33ZM32 146V147H33ZM65 146H63L64 148H62L63 150L64 149H66L67 147H65ZM82 146V145H81ZM85 146V145H84ZM91 146H92V143H91ZM149 147H150V145H148ZM147 146V147H148ZM188 146V145H187ZM225 146V145H224ZM229 146V145H228ZM236 146V145H235ZM252 146H254V145H252ZM251 146V147H252ZM258 146V145H257ZM31 147V146H30ZM31 147V148H32ZM41 147H43V146H41ZM44 147H46V146H44ZM74 147H76V146H74ZM137 147H138V144H137ZM146 147V146H145ZM162 147H163V149H162ZM170 147H172V145L170 146ZM184 147H185V145H184ZM189 147V146H188ZM231 147H232V145H231ZM245 147V146H244ZM255 147V146H254ZM259 147V146H258ZM257 147V148H258ZM3 148V147H2ZM6 148H7V146H6ZM22 148V147H21ZM76 148H80V147H76ZM173 148V147H172ZM178 148V147H177ZM182 148V147H181ZM186 148V147H185ZM191 148V147H190ZM200 148V147H199ZM248 148V147H247ZM247 148L245 149V151L247 150ZM253 148V147H252ZM251 148V149H252ZM260 148H262L261 150L262 151H264V147H260ZM30 149V148H29ZM42 148H40V150H41ZM59 149V148H58ZM57 149V150H58ZM61 149V151H63ZM137 149V148H136ZM144 149V150H143ZM186 149H188V148H186ZM194 149V148H193ZM232 149H234V148H232ZM237 149V148H236ZM235 149V150H236ZM241 149H243V148H241ZM249 149V148H248ZM259 149V148H258ZM1 150H3V149H1ZM7 150V149H6ZM4 151V152H7V151ZM9 150V149H8ZM13 150V149H12ZM28 150V149H27ZM39 150V149H38ZM98 150V149H97ZM105 150V149H104ZM133 150V149H132ZM138 150H139V147H138ZM143 150V151H142ZM152 150V151H151ZM168 150H170V149H168ZM174 150V149H173ZM172 150V151H173ZM175 150H176V147H175ZM184 150V149H183ZM238 150V149H237ZM30 150H28V155H29V153H31V152H29ZM37 151V150H36ZM36 151H35V154H36ZM42 151H44L43 149H42ZM60 150H59V152H61ZM69 151V152H68ZM71 151H74V149H73V147L71 148ZM75 151L77 152V150L75 149ZM101 151V150H100ZM101 151V152H102ZM159 151H162V152H159ZM241 151V150H240ZM243 151V150H242ZM244 151V152H245ZM251 151V150H250ZM257 151V150H256ZM55 152V154H56V151H54ZM174 152V151H173ZM188 152V151H187ZM196 152V151H195ZM223 152V151H222ZM237 152V151H236ZM249 152V151H248ZM252 152V151H251ZM255 152V151H254ZM2 153V152H1ZM39 152H37V154H38ZM43 152H41L40 154H42ZM52 153H53V151H52ZM52 153H48V156L50 155V158H51V156H53V155H51ZM90 153H91V151H90ZM90 153H86L87 155H90ZM117 153V152H116ZM130 153V152H129ZM132 153V152H131ZM184 153H186V151L184 152ZM225 153V152H224ZM233 153L234 154H237V153H235V151L233 150ZM27 154V153H26ZM25 154V155H26ZM35 154H33V155H35ZM100 154V153H99ZM113 154H115V153H113ZM119 154V153H118ZM122 154H124V153H122ZM164 154H165V152H164ZM187 154V153H186ZM249 154H251V153H249ZM262 154V153H261ZM261 154H259V155H261ZM2 156H4V157H7V155L5 154V153H2L1 154ZM9 155V154H8ZM32 155V156H33ZM85 155V154H84ZM87 155H86V157H87ZM243 155H244V153H243ZM254 155V154H253ZM36 157H37V155H35ZM44 156H47V155H44ZM47 156V158H49ZM115 156V155H114ZM120 157H121V155H119ZM124 156H126V155H124ZM128 156V155H127ZM176 156V155H175ZM250 156V155H249ZM256 156V155H255ZM3 157V158H4ZM11 157V156H10ZM39 157V156H38ZM54 157V156H53ZM56 158L55 159H58L59 157H57V156H55ZM79 157V156H78ZM109 157V158H108ZM251 157V156H250ZM250 157H248V156H246V160L243 162L242 160L244 159H242L241 157V161H242V165H243V163H244V165L242 166V167H245V164H247V163H249V162H247L248 160H250L251 161V159H250ZM1 158V157H0ZM8 158H9V156H8ZM18 158H20V157H18ZM45 158V157H44ZM43 158V159H44ZM49 158V159H50ZM123 158V157H122ZM257 158V157H256ZM32 159V158H31ZM46 159V158H45ZM48 159V160H49ZM52 159V158H51ZM55 159H53V161L54 162H56L55 161ZM78 159V160H79ZM85 159V160H84ZM126 159V158H125ZM209 159V158H208ZM214 159V158H213ZM4 160V159H3ZM10 160H11V158H10ZM16 160V159H15ZM19 161H20V159H18ZM24 160V159H23ZM121 160H124V159H121ZM128 160V159H127ZM218 160V159H217ZM257 160V159H256ZM6 161H7V158H6ZM43 161V160H42ZM46 161V160H45ZM44 161V162H45ZM52 161V163H54ZM120 160H118V161H116V162H119ZM204 161V160H203ZM216 161V160H215ZM47 162V161H46ZM123 162V161H122ZM130 162V161H129ZM1 163V162H0ZM7 163H8V161H7ZM43 163V162H42ZM41 163V164H42ZM251 163V162H250ZM259 163V162H258ZM37 164H39V162H37ZM45 164V163H44ZM56 164H59V163H56ZM56 164H53V165H56ZM78 164V165H77ZM109 164V165H108ZM253 164V163H252ZM1 165V164H0ZM16 165V164H15ZM17 165H19V164H17ZM46 165V164H45ZM248 165V164H247ZM10 166H11V164H10ZM77 166H78V170H77ZM124 166V165H123ZM16 167V166H15ZM42 167V166H41ZM49 167V168H50ZM83 167V168H82ZM127 167V168H126ZM239 167V166H238ZM240 167H241V164H240ZM241 167V168H242ZM251 167V166H250ZM254 167V166H253ZM18 168H20V167H18ZM101 169V170H100ZM243 169H244V171H243ZM241 171L242 172H240L241 174H244L243 172H245L246 171V173H245V177H246V179L244 178V177H241V178H244L245 180H243V182L245 181L246 183L247 182H249V178H250V173L247 171V170H245V168H243ZM246 169H247V167H246ZM255 169V168H254ZM24 170V169H23ZM229 170H230V173H229ZM232 170V171H231ZM256 170V169H255ZM258 170H259V168H258ZM260 170H262V169H260ZM21 171H22V167H21ZM250 171V170H249ZM251 172V171H250ZM254 172V171H253ZM261 172H264V171H261ZM261 172H259V173H261ZM29 173V172H28ZM33 173V172H32ZM219 173V174H218ZM239 173V174H240ZM250 174V175H249ZM36 175V174H35ZM88 175H90L89 177H93V178H95L97 181H100L101 182V185H100V182L98 183L99 184V186H95V185H92V184H90V181H92L90 178L88 179L87 178V176ZM211 175H209V176H211ZM233 175H234V173H233ZM232 175V176H233ZM258 175H260V174H258ZM261 175H262V173H261ZM260 175V176H261ZM64 176H67L68 177V179H69V181H68V183H64L63 182V184L60 182V188L59 189H57L56 191H54V188H52V186L53 187H56V185L58 184L57 182L58 181H56L55 180V183L53 182L54 180H52V178H56V179H59V177H64ZM207 176H208V174H207ZM224 176V177H223ZM237 176V175H236ZM244 176V175H243ZM253 176H254V173H253ZM204 177V176H203ZM235 177V176H234ZM234 177H233V179H234ZM238 177H240V176H238ZM262 177H264V176H262ZM33 178V177H32ZM36 178H38V177H36ZM92 178V179H93ZM209 178V177H208ZM211 178H213V176L211 177ZM240 178V179H241ZM258 178V177H257ZM67 179V180H68ZM214 179V182H216L215 181V178H213ZM238 179V178H237ZM253 179V178H252ZM251 179V180H252ZM262 179H264V178H262ZM60 180V179H59ZM63 180V179H62ZM203 180V179H202ZM229 180V181H228ZM118 181H119V183H118ZM120 181L121 182H124V183H120ZM206 181H207V178H206ZM211 181V180H210ZM232 181V180H231ZM235 181V180H234ZM234 181H232V182H234ZM253 181V180H252ZM28 182V181H27ZM66 182V181H65ZM93 182H96L95 180L93 181ZM227 182H229L230 184H228V186L226 185L227 184ZM240 182V181H239ZM37 183H39V182H37ZM213 182L211 181V183L210 184H212ZM251 182H249L248 183V185L250 184ZM3 184V183H2ZM42 184V183H41ZM54 184V185H53ZM96 184V183H95ZM207 184H209V183H207ZM209 184V185H210ZM223 184V185H222ZM245 184V183H244ZM5 185V184H4ZM61 185H63L62 187H61ZM97 185V184H96ZM209 185H207L208 187H209ZM214 185H217L216 183H214ZM247 185V186H248ZM256 185V184H255ZM259 185V184H258ZM43 186V185H42ZM58 186V185H57ZM257 186V185H256ZM8 187V185L7 186H5V187H3L4 189L5 188H7ZM39 187H41V186H39ZM102 187H105L104 189L102 188ZM216 187V186H215ZM9 188V187H8ZM35 188H36V185H35ZM57 188V187H56ZM226 188V189H227ZM248 188L249 187H247V190H245L246 189V187L244 188V190L246 191L245 193L247 194L248 192H249V190H248ZM250 188H252V187H250ZM1 189V188H0ZM37 189V188H36ZM3 190V189H2ZM1 190V191H2ZM43 190V189H42ZM105 190V193H102L103 191ZM185 190H189V192L187 193ZM228 190V189H227ZM41 191V190H40ZM178 191H185L186 193H184L183 192V194L182 193H178ZM224 191H226V190H224ZM4 192H5V196H6V190H4V191H2L1 193H3V194H1V195H4ZM232 192V191H231ZM234 193V192H233ZM9 194V193H8ZM172 194V195H171ZM249 194V193H248ZM250 194H251V191H250ZM249 194V195H250ZM258 194V193H257ZM58 195V194H57ZM168 195H170V197L168 196ZM243 195V194H242ZM253 195V194H252ZM5 196H3V197H5ZM8 196V195H7ZM27 196V195H26ZM52 196V195H51ZM79 196V197H78ZM167 196V198L168 199H165V200H162V198L164 199L165 197ZM220 196V197H219ZM241 196V195H240ZM239 196V197H240ZM2 196H1V198H3ZM218 197H219V200H218ZM233 197V196H232ZM243 197V196H242ZM241 197V198H242ZM245 197V196H244ZM247 198H248V196H246ZM0 198V199H1ZM5 198H8V197H5ZM4 198V199H5ZM25 198V197H24ZM57 198V199H58ZM85 198V199H86ZM111 198V199H110ZM230 198V197H229ZM234 198V197H233ZM241 198H239V199H241ZM247 198H245V199H247ZM261 198H264V197H261ZM3 199V201H5ZM9 199V198H8ZM7 199V200H8ZM21 200H22V198H20ZM160 199V200H159ZM232 199V198H231ZM253 199V198H252ZM11 200V199H10ZM17 200V199H16ZM91 200V199H90ZM222 200H220L221 202H222ZM226 200V199H225ZM248 200V199H247ZM262 200H264V199H262ZM86 201V200H85ZM94 201V200H93ZM92 201V202H93ZM97 201V202H98ZM229 201H231V200H229ZM236 201H237V199H236ZM244 200L242 199V202H243ZM250 201H252L251 200V198H250ZM249 200L248 201H246L247 203L248 202H250ZM254 201V200H253ZM1 202V201H0ZM10 203H8V202H5L4 204H5V206H6V203L7 204H10L11 206H12V202L11 201H9ZM13 202H16V201H13ZM17 202H18V200H17ZM24 201H22V203H23ZM62 202V201H61ZM96 202V203H97ZM98 202V203H99ZM155 202V201H154ZM204 202V203H203ZM255 202V201H254ZM2 203V202H1ZM0 203V205H2ZM32 203V202H31ZM113 203V202H112ZM160 203V202H159ZM190 204V206H188V205H186V204ZM225 203V202H224ZM244 203V202H243ZM247 203H245V204H247ZM252 202H250V204H251ZM25 204V203H24ZM129 204V205H128ZM226 205H227V203H225ZM224 204V205H225ZM235 204V203H234ZM237 204V203H236ZM239 204H240V202H239ZM244 204V205H245ZM254 204V203H253ZM13 205L14 206H17V205H19V204H14L13 203ZM36 205V204H35ZM241 205V204H240ZM257 205V204H256ZM3 206V205H2ZM2 206H0V207H2ZM5 206H3L2 207V211H4V209H5V211H7L6 210V208L9 206V205H7V207L6 208H4ZM21 206V205H20ZM24 206V205H23ZM22 206V207H23ZM156 206H157V204H156ZM159 206V205H158ZM246 206V205H245ZM248 206V205H247ZM253 206V205H252ZM13 207V206H12ZM21 207V208H22ZM36 207V206H35ZM104 207V206H103ZM110 207H112V205L110 206ZM233 207H235V205L233 206ZM232 207V208H233ZM238 205L236 206V208H235V210L234 209H232V210H234V212L236 213L237 211H238ZM249 207V209L251 208L250 207V205L248 206ZM24 208V207H23ZM34 208V207H33ZM50 208V207H49ZM144 208V207H143ZM156 208V207H155ZM154 208V209H155ZM219 208V207H218ZM225 208H226V206H225ZM246 208V207H245ZM245 208H243V210H245V211H247L246 213H249L250 211H248L247 210V208L245 209ZM14 209H15V207H14ZM14 209L13 210H11V208L10 209H8L9 210V212H11V211H14ZM17 209H18V207H17ZM20 209V208H19ZM32 209V208H31ZM30 209V210H31ZM191 209H195V213L192 215H190V214H188L187 212L188 211H190ZM227 209H228V206H227ZM226 209V210H227ZM242 209V208H241ZM240 209V210H241ZM11 210V211H10ZM30 210H28V212L30 211ZM35 210V209H34ZM225 210V209H224ZM251 210V209H250ZM1 211V212H2ZM20 211V210H19ZM21 211H23V210H21ZM32 211V210H31ZM30 211V212H31ZM45 211H46V209H45ZM50 211V210H49ZM52 211V210H51ZM128 211H131V209H128ZM142 211H143V209H142ZM141 211V212H142ZM147 211V210H146ZM244 211V212H245ZM17 212V211H16ZM27 211L25 210V213H26ZM30 212L28 213V214H30ZM162 212V213H163ZM193 212H194V210H193ZM220 212V211H219ZM229 212V211H228ZM227 212V213H228ZM243 212V211H242ZM18 213V212H17ZM23 213V212H22ZM21 213V214H22ZM24 213V214H25ZM33 213H35V212H32L30 215H33ZM46 212H44V214H43V212H42V216L43 217H41V219H42V221H43V219H45L46 218V216L48 215V214H45ZM47 213H48V211H47ZM52 213V212H51ZM137 213V212H136ZM257 213H259L258 212V210H257ZM7 214V213H6ZM19 214V213H18ZM17 214V215H18ZM20 214V215H21ZM22 215L23 217L24 216H27V213H26V215ZM218 214V213H217ZM234 214V213H233ZM253 213L251 212V214L249 213V216L250 215H252ZM261 214H262V211H261ZM3 215H5V214H3ZM2 215V216H3ZM30 215H28V216H30ZM45 215V216H44ZM158 215V214H157ZM246 215V217H247V214H245ZM1 216V215H0ZM14 216H16V215H14ZM36 217H37V215H35ZM49 216V215H48ZM70 216V215H69ZM132 216H135V214L134 215H132ZM137 216V215H136ZM214 216V215H213ZM216 216H218V215H216ZM228 216V215H227ZM18 217V216H17ZM16 217V218H17ZM21 217V216H20ZM19 217V220H21V218ZM33 217V216H32ZM36 217H34V218H36ZM45 217V218H44ZM50 217V216H49ZM49 217H48V220H50L49 219ZM193 217V218H192ZM215 217V216H214ZM220 215H219V219H220ZM233 217V216H232ZM238 217V216H237ZM246 217L245 216H243V215H241L240 217H238V219L237 220H235V222H236V224L239 226H241V224H242V227L244 228V226H243V224L245 223V221H246ZM251 217H253V216H251ZM262 217V216H261ZM261 217H260V219H261ZM15 218V219H16ZM25 218V217H24ZM28 219H29V217H27ZM33 218V220H35ZM38 218V217H37ZM36 218V219H37ZM130 218V217H129ZM128 218V219H129ZM158 218V217H157ZM156 218V219H157ZM15 219L13 220V221H15ZM24 220V219H22L23 221H26V223H27V221H29V220ZM127 219V220H128ZM153 219V218H152ZM155 219V220H156ZM216 218H214V220H215ZM218 219V218H217ZM216 219V220H217ZM218 219V220H219ZM223 219V218H222ZM249 219H251L250 217H249ZM18 220V221H19ZM31 220H32V218H31ZM46 220V223L47 222H49V221H47V219H45ZM61 220V219H60ZM150 220V219H149ZM5 221V220H4ZM12 221V222H13ZM62 221V220H61ZM69 221H70V219H69ZM139 221V220H138ZM137 221V222H138ZM157 221H159V219L157 220ZM251 221H252V219H251ZM258 221H259V219H258ZM261 221V220H260ZM15 222H17V221H15ZM21 222V221H20ZM19 222V223H20ZM44 223H45V221H43ZM43 222H42V224H43ZM54 222V221H53ZM65 222V221H64ZM155 222V221H154ZM216 222H218V221H216ZM247 223H248V220L246 221ZM11 223V222H10ZM24 223V222H23ZM23 223L21 222V226L23 225ZM30 223V222H29ZM28 223V224H29ZM51 223V222H50ZM57 223H59V222H57ZM57 223H55V224H57ZM70 223H71V221H70ZM127 223H129V222H127ZM222 223V222H221ZM246 223V224H247ZM9 223H6V226L8 225ZM25 224V223H24ZM64 224V223H63ZM65 224H66V222H65ZM130 224V223H129ZM128 224V225H129ZM135 224V223H134ZM137 224V223H136ZM139 224V223H138ZM156 224H158L157 222H156ZM219 224V223H218ZM255 223H254V221H253V225H254ZM257 224H258V222H257ZM12 225H14V223L12 224ZM15 225H17L16 223H15ZM14 225V226H15ZM19 225V224H18ZM30 225H31V223H30ZM31 225V226H32ZM40 227H41V225H40V223L38 224ZM37 225V226H38ZM51 225V224H50ZM69 226L67 227V229L68 230H66V227H65V230L66 231H69L70 233L75 229L74 228V226H73V224L71 223V225L70 224H68ZM127 225V224H126ZM234 225V224H233ZM245 225V224H244ZM249 224H247V225H245V228H246V226L249 228V226H248ZM251 225H252V223H251ZM2 226H3V224L1 225V227H0V229H2ZM14 226H12L13 228H14ZM25 226H26V224H25ZM25 226H24V228H25ZM32 226V227H33ZM48 226V225H47ZM97 226V225H96ZM218 225H216V227H217ZM227 226V225H226ZM261 226H264V225H261ZM4 227V226H3ZM17 227V226H16ZM27 227V226H26ZM36 227V228H35ZM51 226H49L48 228H50ZM57 227V226H56ZM101 227V226H100ZM100 227H96V229L94 230V231H96L97 233H99L100 234ZM143 227H145V226H143ZM151 227V226H150ZM214 227V226H213ZM224 227V226H223ZM253 227V226H252ZM252 227H251V230L254 232L255 230L254 229H252ZM256 227H259L258 225L256 226ZM9 229H10V227H8ZM13 228H11V229H13ZM95 228V227H94ZM103 228V227H102ZM125 228H126V226H125ZM140 228H142V226H140ZM139 228V229H140ZM147 228H149V227H146V229ZM226 228V227H225ZM224 228V229H225ZM228 228V227H227ZM242 228V229H243ZM19 228H17V230H18ZM29 233H30V235H27V236H30L31 237V235L34 237V238H32V239H34L35 240V236L32 234V232H31V230H30V226H29ZM61 229V228H60ZM145 229V230H146ZM150 229V228H149ZM159 229V228H158ZM234 229V228H233ZM239 229V228H238ZM247 229V228H246ZM259 229H260V227L258 228V231H259ZM3 230H4V228H3ZM2 230V231H3ZM5 230H7V227L5 228ZM17 230H16V232H17ZM20 230H22L21 228H20ZM20 230H18V231H20ZM24 230V232H25V230L26 229H23ZM22 230V231H23ZM63 230V229H62ZM106 230V229H105ZM156 230H157V228H156ZM181 230L183 231V230H185L184 232H181ZM194 230H199L200 231V233H197V234H199V235H197V234H192V231H194ZM213 230H215V227H214V229ZM217 230V229H216ZM222 230V229H221ZM244 230V229H243ZM250 230V231H251ZM262 230H264V229H262L261 228V231ZM15 231V230H14ZM26 231H28V230H26ZM92 231V230H91ZM107 231H108V229H107ZM112 231V230H111ZM122 231V230H121ZM120 231V232H121ZM150 231V230H149ZM149 231H147L148 233H149ZM153 231V230H152ZM210 231H211V229H210ZM238 231V230H237ZM244 231H246V230H244ZM23 232V233H24ZM65 232V231H64ZM104 233V234H107V232H104V230H102L101 231V233ZM114 232V231H113ZM139 232V233H138ZM220 232V231H219ZM255 232H257V231H255ZM254 232V234H256ZM262 232H264V231H262ZM12 233V232H11ZM22 233V234H23ZM28 233V234H29ZM80 233V232H79ZM78 233V234H79ZM89 233V232H88ZM102 233V234H103ZM119 233V232H118ZM141 233H142V235H141ZM153 233V232H152ZM252 232H250V234H251ZM259 233V232H258ZM257 233V234H258ZM14 234H15V232H14ZM20 234H21V232H20ZM19 234V235H20ZM21 234V235H22ZM25 234V233H24ZM27 234V233H26ZM65 234H67V232L65 233ZM75 234V233H74ZM81 234V233H80ZM93 234H96L95 232H93ZM92 234V235H93ZM101 234V235H102ZM104 234H103V237H104ZM110 233L108 232V234L107 235H109ZM141 235V236H138V235ZM145 234V233H144ZM240 234H243V233H240ZM244 234H246V233H244ZM248 235H250L249 234V230H248V233H247ZM256 234V235H257ZM1 235V234H0ZM18 235V236H19ZM20 235V236H21ZM62 235V234H61ZM111 235V234H110ZM236 235H238V234H236ZM247 235V236H248ZM252 235V234H251ZM11 236V237H10ZM16 237V238H19V237ZM25 236V235H24ZM67 236H69V235H67ZM85 236V235H84ZM96 236V235H95ZM128 236V235H127ZM212 236V235H211ZM242 236V235H241ZM253 236V235H252ZM255 236V235H254ZM260 236V238H261V235H259ZM0 237V241H2V238ZM75 237V236H74ZM98 237V236H97ZM100 238H101V236H99ZM98 237V238H99ZM110 237V236H109ZM108 237V238H109ZM112 237V236H111ZM114 237H115V235H114ZM117 237H118V235H117ZM120 237V238H121ZM236 237V236H235ZM8 238V239H7ZM11 238V239H10ZM94 238H96V237H93L92 238V236L89 238V240H93ZM99 238V239H100ZM108 238H103V239H107L106 241H109V239ZM120 238H119V240H120ZM124 238V237H123ZM212 238V237H211ZM87 239V238H86ZM97 239V238H96ZM96 239H94L93 241H95ZM102 239V240H103ZM113 239V238H112ZM231 239H233V238H231ZM230 239V240H231ZM252 239V238H251ZM12 240H14V239H12ZM17 240V239H16ZM38 240V238L36 239V241ZM62 240V241H61ZM88 240V239H87ZM4 241V240H3ZM2 241V242H3ZM15 241V240H14ZM35 241V242H36ZM80 241V243H78ZM92 241V242H93ZM101 241V240H100ZM118 241V240H117ZM219 241V242H218ZM229 241V240H228ZM5 242H3L1 245L3 246V244L5 243ZM34 242V241H33ZM104 242H105V240H104ZM112 242H114V240L112 241ZM193 242V243H192ZM230 242V241H229ZM1 243V242H0ZM59 243V244H58ZM102 243V246H103V242H101ZM106 243V242H105ZM174 243V245H175V243H176V245L175 246H172V244ZM228 243V242H227ZM237 243H238V241H237ZM249 243H250V245H249ZM16 244V243H15ZM35 244V243H34ZM60 246V247H58V245ZM109 244V243H108ZM146 245V247H149V250L151 249V250H153L154 252V254L151 256H149V255H147V257L145 256V261L144 262H141L140 261V257H139V255H140V252H143L144 251V249H143V246L142 245ZM9 245V244H8ZM19 245H21L20 243L19 244H17V246H19ZM24 245V244H23ZM22 245V246H23ZM92 245V244H91ZM107 245V244H106ZM116 245V244H115ZM155 245V246H154ZM192 246V250H191V253H192V255H190V254H188L189 256H191L190 257V259H189V257H188V259H186V261H185V257H184V255H183V253H185V252H187L188 250H189V247L188 246ZM16 246V245H15ZM14 246V247H15ZM35 246V245H34ZM93 246V245H92ZM94 246H95V243H94ZM255 246V247H254ZM1 247V246H0ZM25 247V246H24ZM58 247V248H57ZM96 247V246H95ZM120 247V246H119ZM131 247V246H130ZM249 247V248H248ZM59 248H61V249H59ZM108 248V247H107ZM140 248H142V251H141V249ZM116 249V248H115ZM216 249H218V250H216ZM249 250V249H251L252 250V253H250V252H248L247 253V250ZM3 250H5V251H3ZM114 249H112L111 251H113ZM146 250V249H145ZM148 250V251H149ZM91 251H92V253H91ZM147 251V250H146ZM147 251V252H148ZM156 251V252H155ZM79 253H81L80 252V250H79ZM146 254V253H145ZM222 254H226V253H223L222 252ZM252 254L254 255V256H252ZM81 255V254H80ZM255 255H256V257H255ZM106 256V257H105ZM186 256V255H185ZM253 258H252V257ZM110 257H113L112 259L110 258ZM137 257H138V259H137ZM143 257V256H142ZM186 257V258H187ZM59 258V259H60ZM258 258H259V262L257 263V261H258ZM52 260V259H51ZM54 260V259H53ZM70 260V259H69ZM74 260V259H73ZM144 260V259H143ZM187 260H189V261H187ZM223 260V259H222ZM243 260H245V261H243ZM62 261V260H61ZM256 261V262H255ZM112 261H110V263H111ZM188 262V263H187ZM114 263H112V264H114ZM59 264H61V263H59ZM66 264H67V262H66ZM250 264V263H249Z\"/></svg>",
	"mask_w": 264,
	"mask_h": 264
}]
</instances>
